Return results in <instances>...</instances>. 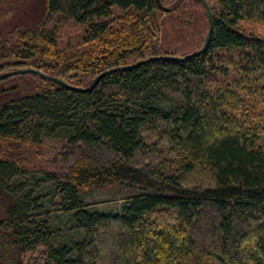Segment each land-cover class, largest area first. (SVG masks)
I'll use <instances>...</instances> for the list:
<instances>
[{"label":"trees","instance_id":"obj_1","mask_svg":"<svg viewBox=\"0 0 264 264\" xmlns=\"http://www.w3.org/2000/svg\"><path fill=\"white\" fill-rule=\"evenodd\" d=\"M184 4L44 0L39 23L6 33L1 27L0 75L35 68L86 88L91 83L73 85L62 74L98 76L130 65L136 53L152 54L144 60L164 55L156 53L162 17L190 20ZM211 9L210 44L187 61L115 72L88 93L32 73L1 81L20 83L0 91V194L11 201L0 209V264H24L42 245V264H264V122L249 117L236 82H216L227 69L219 55L230 53L243 82L264 85V38L239 28L244 19L264 21V0H219ZM116 10L126 15L120 30L109 21ZM57 16L87 27L85 49L59 51L56 28H47ZM49 139L67 145L64 168L45 177L72 218L79 236L72 241L38 220L40 197L15 152ZM201 170L212 184H193ZM103 188L129 194L119 214L84 202Z\"/></svg>","mask_w":264,"mask_h":264},{"label":"rangeland","instance_id":"obj_2","mask_svg":"<svg viewBox=\"0 0 264 264\" xmlns=\"http://www.w3.org/2000/svg\"><path fill=\"white\" fill-rule=\"evenodd\" d=\"M176 0H166L171 3ZM185 8L191 15L190 20L184 18L175 19V15H163L164 21L162 31L157 42L156 53L164 55H175L177 57H185L202 49L205 43L206 35L209 29V22L206 9L204 6L194 0H184ZM211 7L214 9L219 3V0H208ZM170 5V4H169ZM25 8V9H24ZM18 10H20L18 12ZM180 10L175 13L178 15ZM44 14V0H0V16H6V22L0 26L6 28L3 33L8 32L15 26H33L39 23ZM126 16L122 11H114L113 17L109 20L111 27L120 30L123 26V18ZM168 17L172 18L169 19ZM168 19V20H166ZM185 20V21H184ZM2 21V19H1ZM48 30L56 28L58 49L59 51L72 54L75 51L83 50L87 47L84 39L90 35L87 27L76 24L75 22L62 17L54 18L53 22H49ZM57 26V27H55ZM239 28L242 32L253 34L260 38H264V21L260 20H242L239 23ZM151 53H136L130 59L126 60V64L137 63L148 57ZM221 62L225 66L226 72H220L216 82L233 83L236 82L237 91L240 92V98L243 100V105L247 110V114L252 120H258L260 126L263 127L264 122V85L263 81L255 84L253 81L243 82L237 71V67L231 63L230 53H221ZM235 60V59H233ZM219 66L220 61L216 60ZM237 61L235 62V65ZM12 70V68H11ZM62 77L73 85H89L97 76L96 74L85 75L82 73H67L62 74ZM17 79H11L7 82L0 83V91L5 88H13L19 85ZM33 87L32 84H27ZM217 85V84H216ZM215 85V86H216ZM247 121V119H246ZM151 142V141H150ZM67 147L62 139H49L43 141L41 145H35L32 142H26L24 145L17 146V152L25 168L26 180L30 182L31 188H36L37 195L40 197L42 211L37 215L38 220H48L50 224L57 227L59 235L63 241H72L79 236L75 234L72 218L60 208V197L55 189L47 182L45 174L48 172L54 173L59 171V168H64L62 157ZM59 169V170H58ZM196 176L191 180L193 184H212L210 177L205 170L196 172ZM21 180V181H20ZM16 183L24 182L22 178L17 179ZM20 185V184H16ZM36 185V187H35ZM192 185V184H191ZM129 198V194L120 189H93L85 194L84 202L92 209H97L107 214H119L124 205V201ZM10 200L0 194V209L5 211ZM53 245H56L53 243ZM48 250L46 246H39L36 250L28 252L25 256L24 264H42L43 253Z\"/></svg>","mask_w":264,"mask_h":264},{"label":"water","instance_id":"obj_3","mask_svg":"<svg viewBox=\"0 0 264 264\" xmlns=\"http://www.w3.org/2000/svg\"><path fill=\"white\" fill-rule=\"evenodd\" d=\"M158 1H160V0H158ZM201 2H202V4L205 7L206 12H207V16H208V22H209L208 33L206 35L205 43H204V46L202 47V49H200L199 51H197L195 53L187 55L185 57H177L175 55L167 54V55H162V56H155V57H152V58H150L148 60H144V61L136 63V64L123 65V66H118V67H115V68H111V69H108V70L102 72L101 74H99L91 82V84L88 87H86V88H80V87L71 86V85L67 84L65 81H63V80H61V79H59L57 77L50 76V75H48V74H46V73H44V72H42L40 70H37L35 68L20 69V70H16V71H13V72H8V73H5V74H2V75H0V82L2 80L6 79V78H10V77H13V76H18V75H23V74H27V73H32V74H36V75H38V76H40L42 78L48 79L50 81L60 83L61 85L65 86L66 88H68L70 90H73V91H76V92H81V93H88V92H91L100 83V81L104 77H106L109 74L115 73V72H120V71L134 69V68L140 67V66H142V65H144L145 63H148V62L161 61V60H170V61L182 62V61H187V60L192 59L194 57L200 56L207 50V48H208V46L210 44V41L212 39V36H213V33H214V28H215L214 16H213V12H212L210 4L208 3L207 0H201ZM161 8L163 10H168L167 8H164L162 4H161Z\"/></svg>","mask_w":264,"mask_h":264},{"label":"flooded vegetation","instance_id":"obj_4","mask_svg":"<svg viewBox=\"0 0 264 264\" xmlns=\"http://www.w3.org/2000/svg\"><path fill=\"white\" fill-rule=\"evenodd\" d=\"M208 1V0H207ZM200 3L202 4L201 0H200ZM209 3V2H208ZM160 5V4H159ZM203 5V4H202ZM204 6V5H203ZM160 8H161V5H160ZM164 8H167V7H164ZM205 8V7H204ZM164 12L166 13H170L171 12V9L168 8V10H164ZM180 15H176V17H179ZM185 20H189L188 18H185ZM184 20V21H185Z\"/></svg>","mask_w":264,"mask_h":264}]
</instances>
